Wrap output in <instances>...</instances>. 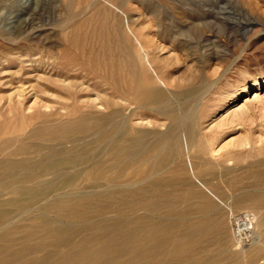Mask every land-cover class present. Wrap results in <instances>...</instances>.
I'll return each instance as SVG.
<instances>
[{"label": "rangeland", "instance_id": "rangeland-1", "mask_svg": "<svg viewBox=\"0 0 264 264\" xmlns=\"http://www.w3.org/2000/svg\"><path fill=\"white\" fill-rule=\"evenodd\" d=\"M126 17L127 28L123 23ZM130 31L142 39L165 85L137 59ZM67 37L70 39L65 40ZM142 81L159 86L164 100L158 107L173 108L174 114L138 106L144 91ZM22 96L20 108L16 101ZM8 99L12 108L7 106ZM88 100L96 102L97 111L103 113L108 111L109 101L115 103L127 127V138L146 131V149L141 148V156H127L128 180L161 167L153 177L168 176L165 188L187 195L183 205L192 206L187 222L198 221L202 213L223 214L225 223L219 232L223 255L217 263L207 260L205 264H255L248 262L251 252L256 253V261L264 256V208L235 196L254 187L252 174H259L257 178L264 181L260 176L264 174V148L258 142L264 138V0H0V137L11 139V144L2 146L1 157L9 156L15 140L29 128L75 116ZM189 129L193 132L190 136ZM130 141L127 139V145ZM23 151L17 158L36 154ZM132 159L133 164L129 162ZM178 161L182 166L175 171ZM173 173L186 184L173 185ZM7 184L1 181L0 191ZM9 195L3 193L1 198ZM49 198L34 205V213L29 215L45 211V216L61 224L74 225L55 211L43 209ZM221 201H229L233 212L251 210L257 215L260 245L232 244L234 225L227 223L228 205ZM23 216L16 223L23 221ZM73 228L77 229L74 239L85 234L78 224ZM4 231L0 229V234ZM18 231L0 243L15 247L20 242ZM193 244L201 254L206 249L200 240ZM128 253L122 258L128 259Z\"/></svg>", "mask_w": 264, "mask_h": 264}, {"label": "bare ground", "instance_id": "bare-ground-1", "mask_svg": "<svg viewBox=\"0 0 264 264\" xmlns=\"http://www.w3.org/2000/svg\"><path fill=\"white\" fill-rule=\"evenodd\" d=\"M122 17L124 18V16ZM123 23L127 28V17ZM74 32L76 33V31ZM130 32L134 39L132 41H135L137 45V59L142 65L145 63L153 77L165 85L159 72L152 64L153 61L150 60L142 39L132 31ZM124 38L122 36V39ZM78 40L77 42H79ZM140 84L144 87V91H141L143 94L138 98V106L148 107L161 114L171 115L174 112L173 108L158 107L164 100L159 86L143 81ZM24 99L25 96H22V99L18 98L16 101L20 108L23 107ZM86 102L88 103L86 104ZM8 103L7 106L12 108L11 99ZM110 103L109 101L108 111L103 113L97 111L96 108L99 105L96 106V102L89 103L88 100L85 101L84 109L75 116L56 121V123L42 122L29 128L24 136L15 140V148L10 150L9 156L6 157H1L2 146L11 139H1L0 137V183L3 180L9 183L3 185L0 191V229L5 230L4 233H1L2 235L0 234V240L8 238L18 230L22 231V233L18 231L16 234L21 233L18 238L20 242L15 247L0 243V263L6 261L10 264H205L207 260L212 263L220 261L223 255L221 248L223 238L219 232L225 223L223 214L202 213L203 215L198 221L187 222L186 220L192 214V206L183 205L187 195L168 191L165 188V184L169 181L168 176L153 177V174L157 173L161 167L144 175L141 171L142 173L135 180L127 179V156H132V158L141 156V148H145L143 145L146 131H139L138 135L127 138V127L122 121L123 119L121 120L120 109L115 107V103ZM98 104L103 105L99 102ZM5 133L7 134V131ZM187 134L192 135V129L187 130ZM136 137L141 139L137 140ZM127 139L131 140L128 145ZM258 142L260 148H264V138L258 139ZM244 143L247 144L249 141L245 140ZM149 145L151 146V144ZM27 150L32 153L35 151V156L29 157L31 155L29 154L28 157L17 158V154L22 151L29 153L26 152ZM5 154L7 155L8 152ZM161 158L163 159V157ZM132 161L134 159L129 162L132 163ZM181 166L179 161L176 162L174 170L176 171ZM139 169L141 170L142 167ZM256 174H252L254 179L250 182L254 187L252 186L253 188L249 190L242 189L235 196L243 202L249 201L248 203H259V205L261 203V207L264 208V186L261 187L264 181L262 178H257L259 174ZM172 176L173 185L176 187L186 184L184 178L175 176L174 173ZM260 176L262 177L264 174L262 173ZM83 181L88 183L77 187ZM94 181L93 184L89 183ZM195 181L214 196L212 191L200 180L195 179ZM3 193H9L11 196L9 195L8 199H3L1 198ZM47 198L49 199L43 205V209L55 211L73 222L74 225L78 224L79 230L85 234L74 239L73 233L77 229L73 228L72 223L61 224L55 219L45 216L43 214L45 211L29 215L34 209V205ZM221 203L224 206L228 205L227 223L231 227L234 225L232 244L236 247L239 245L243 247L260 245L257 215L251 210L233 212L229 201H221ZM205 205L210 206L209 203ZM22 216L21 224L16 223ZM31 236H34L32 240L29 239ZM196 240L207 245H205L206 249L202 254L195 249L193 242ZM43 248L48 249L41 252L42 254L34 255L36 251ZM127 252L130 256L128 259H123L122 256L127 255ZM255 261L256 253L251 252L248 257L249 263L264 264V256ZM245 263L247 264V262ZM232 264L235 263L232 262Z\"/></svg>", "mask_w": 264, "mask_h": 264}]
</instances>
